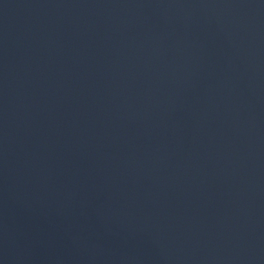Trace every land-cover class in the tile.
Returning a JSON list of instances; mask_svg holds the SVG:
<instances>
[{
    "label": "water",
    "instance_id": "1",
    "mask_svg": "<svg viewBox=\"0 0 264 264\" xmlns=\"http://www.w3.org/2000/svg\"><path fill=\"white\" fill-rule=\"evenodd\" d=\"M0 264H264V0H0Z\"/></svg>",
    "mask_w": 264,
    "mask_h": 264
}]
</instances>
